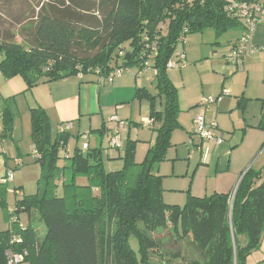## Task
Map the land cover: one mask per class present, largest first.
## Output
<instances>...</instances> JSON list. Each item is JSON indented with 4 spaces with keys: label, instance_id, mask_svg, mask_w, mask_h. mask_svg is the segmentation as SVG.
Instances as JSON below:
<instances>
[{
    "label": "trees",
    "instance_id": "obj_1",
    "mask_svg": "<svg viewBox=\"0 0 264 264\" xmlns=\"http://www.w3.org/2000/svg\"><path fill=\"white\" fill-rule=\"evenodd\" d=\"M230 1L260 4L259 0H63L59 9L54 7L50 14L40 16L29 47L4 38L6 32L0 30V73L5 79L20 76L28 90L41 81L72 76L81 80L94 77L105 85L109 83L102 79L118 70L122 76L132 72L138 77L145 72L144 62L151 59L158 92L154 95L139 88L135 94L136 99L150 103L149 127L157 126L152 130L154 144L143 162L136 163L137 142L128 140L124 168L116 172L105 171L98 150L76 148L70 153V131L52 136L46 111L31 110L32 138L39 154L36 160L42 170L40 190L18 200L16 211L10 213L11 229L0 232V264H6L4 254L9 249L26 252L29 264H152L151 255L159 245L147 233L166 229L169 224L179 239L192 238V246L201 253V261L189 264H247L264 233L263 172L250 169L234 193L189 196L183 207L164 203L163 177L157 174L173 146L174 130L181 128L178 92L168 63L179 61L176 54L185 55L179 64L186 62L185 51L177 49L189 35L209 29L225 34L237 22L246 26L238 15L225 11ZM124 43L130 44L131 51L123 49ZM157 100L163 108L160 111ZM6 131L11 128L0 132ZM68 152L71 157L66 159ZM61 153L70 161L64 169L58 165ZM63 170L70 171L71 180L64 183V196L59 197L55 180L63 176ZM80 178L88 183L79 185ZM9 189L8 183H0V205ZM20 212L29 218L38 213L46 230L43 240L32 226L24 228L14 218ZM113 224L117 225L115 231ZM242 237L247 241L243 243ZM132 238L138 240L137 251L131 246Z\"/></svg>",
    "mask_w": 264,
    "mask_h": 264
},
{
    "label": "rangeland",
    "instance_id": "obj_2",
    "mask_svg": "<svg viewBox=\"0 0 264 264\" xmlns=\"http://www.w3.org/2000/svg\"><path fill=\"white\" fill-rule=\"evenodd\" d=\"M62 1L63 0H19L15 6L14 4L16 1L0 0L1 33L3 34L6 32L4 38H7V36L9 38L11 37L13 42L23 45L24 47H29L30 44H33V33L39 23L40 16L50 14L51 9L54 7L59 9L62 5ZM82 1L87 3L86 1L88 0ZM67 3L68 2L65 3V7H69ZM90 3L88 2V4ZM6 4H8L9 7H7ZM84 17L87 18L89 16L84 15ZM234 31L235 29H232L227 34H221L219 44L210 46L206 45L205 51L212 52L220 49L221 53H224L226 50L225 47L229 44V42H231L228 37L233 35ZM212 32L214 33L213 30L209 29L202 34L189 35L187 41L190 38L195 37V39H203L204 43L208 44L209 35L212 34ZM187 41L185 44L179 45L177 52L185 50L187 53L190 49L192 50L193 47L191 42ZM123 49L131 51L130 44L124 43ZM115 55H117V51ZM206 61H208V57L207 60H204L198 68L200 74L203 75V78L201 79L198 73L193 72L191 81H188L189 85L182 89L180 93L178 91V96L183 101L184 98L191 94V88L193 86H198L201 84V80L208 79V68L205 64ZM188 65V62L187 64L184 62V66L181 69L185 68V66L191 67ZM132 68L139 70V68L136 67ZM125 74L131 75L129 73ZM169 76L172 83L175 85L174 87L178 90L180 84L174 83L173 81L174 79L179 80L181 78V72L172 70ZM1 79H3V82H7V79H5L0 73V80ZM17 79L21 81V83H24L21 77H18ZM8 81L10 80L8 79ZM137 84L140 85L141 88H146L154 95H157L158 93L155 88L156 78L152 71L140 74L137 78ZM11 101L12 102L9 104V110L11 112L7 113L4 111L5 107L1 109L3 102L0 101V128H11V131L0 132V153H4V148L7 150V154H2V156L3 159L7 161V168L9 169H15V159L20 158L23 163L14 171V182L8 184V187L13 190L14 194L5 193L3 203L0 205V232H6L11 229L12 222L10 219V213L16 211L15 207L17 201L21 200L24 196L36 195L40 190L39 184L42 178L41 163L37 162V160L33 157L36 149L32 138L31 117L29 115V111L26 109L25 98L23 95H19L15 98V100ZM139 101L141 102L135 103L134 111H132V107L129 103L118 105V107H112L113 109L121 108V112H118V117L115 118H119L122 121L128 120L129 122H133L136 126L132 125V129L135 128L139 131L138 135L130 132V139L127 138V133H123L121 149H111L106 136H103L101 139L99 138L98 143L96 138L98 136L97 133L93 134L95 135V138H89V146L91 144L92 150H98V152L100 151L102 153V162L106 172H116L124 168L123 160L126 154L128 140L137 141L138 149L136 151L135 162L142 163L145 158L146 153L144 152L143 147L144 145H148L150 143L153 133L148 128L142 126V118L148 116L150 113V103L148 100ZM156 104L159 106L161 101L157 100ZM109 112V108L104 110L103 114L106 115L105 120L112 117L107 115ZM186 112L183 113L179 122L184 123L189 128L192 113L190 111H188V113ZM187 114L189 115V118L187 117ZM4 118L6 120H4ZM84 121L88 122V119H85ZM7 123L9 124V127H5ZM82 127L83 125L81 124V128ZM50 128L52 136H55L59 131L55 122H51ZM98 128H101V125ZM79 129L80 125L77 123L75 130L70 131L71 138L68 145L70 148L72 146L73 151L75 148L81 149L83 143L87 142L83 138H80L81 140L79 139V141H77L76 137ZM238 130L239 129L234 127H231L229 131L224 130V146L226 147L227 152H229V155L225 158L223 157L221 159V163L219 162V165L215 169L209 171L207 161L208 157L211 155L210 152L212 154L214 151L217 152L221 146L216 147L217 151L214 149L213 152V147H211L210 152L208 150V154L205 156L201 154V157L204 158L205 161L200 159L199 154H195L192 159H189L190 147L188 145V133L182 128H176L171 139L173 146L167 151V159L157 169V174L163 177L162 185L164 189V203L167 205L183 207L189 196L204 198L206 196H211L215 192L227 194L229 193L228 190H231V185L234 179L237 178L242 170L244 163L246 164V167L243 172H245V170L247 172L250 169L258 171L264 164V151L260 152L261 144L256 143L255 138L253 136H249L250 134H244L241 129L240 131ZM87 133L89 132H84L82 134ZM236 138H238V140H236ZM232 144L234 145L233 147ZM95 146L101 147L96 149ZM60 157L61 159L58 164L61 169H64L70 161L64 160L62 153L60 154ZM64 171L66 170H63V172ZM5 177L6 175L2 177V182L7 184ZM66 182L67 179L62 175L60 178L55 180L56 185L54 188L57 189V195L59 197L64 196L63 189L64 183ZM87 183V180L80 179L78 181V184L82 186ZM235 184L232 186L234 187ZM14 218H18V222L25 228L32 226L37 231L39 238L43 240L46 230L38 218L37 212H34L30 218L27 213L20 212L15 215ZM111 229L112 231H115L117 229V225L113 224ZM139 229L140 231H144L145 227L140 225ZM12 231L15 230L12 228ZM173 231V227L169 224L166 229H159L154 233H147L148 237L159 245V249L154 250V253L151 255L152 264H168V262L170 264H189L192 261H201V253L192 246V238L179 239V237L174 233L175 231ZM241 241L244 243L247 239L242 237ZM130 243L132 248L137 251L138 240L132 238L130 239ZM176 254L179 255V258L173 259L172 257ZM22 264L29 263L25 262ZM247 264H264V233L259 247L250 255Z\"/></svg>",
    "mask_w": 264,
    "mask_h": 264
},
{
    "label": "crops",
    "instance_id": "obj_3",
    "mask_svg": "<svg viewBox=\"0 0 264 264\" xmlns=\"http://www.w3.org/2000/svg\"><path fill=\"white\" fill-rule=\"evenodd\" d=\"M13 1H16L14 4L16 6L19 0ZM6 6L9 7L8 4H6ZM232 29H235V31L233 35L228 37L231 42L225 47L226 50L224 53H221L220 49L212 52L205 51L206 45L219 44L221 35L213 29L211 30H213L214 33L212 32V34L209 35L208 44L204 43L203 39H195V37L187 41L191 42L193 47L189 52H184L187 57L186 64L188 62V66L191 67L185 66V68L177 70L181 72V78L179 80L174 79L173 81L174 83L180 84L178 90L176 88L177 92L179 91L180 93L182 89L189 85L188 81H191L193 72L198 73L201 79L203 78L198 68L204 60H207V57L208 61H206L205 64L208 68V79L201 80V84L198 86H193L191 88V94L184 98V101L178 96L180 109L178 119H180L186 111V113H188V111L192 113L189 128L184 123L179 122L181 128L188 133L189 139L194 129L193 125L195 118L204 111L200 106L202 99L221 96L224 90H228L230 92L229 95L227 97L223 96L221 103L212 105L209 110L206 111V120L218 126L217 132H224V130L229 131L231 127H234L239 129L238 131L241 129L244 134H250L249 136H253L256 143L261 144L260 152H262L264 151V129L262 128L264 125V17L258 22L255 28L254 43L257 50L245 59V65L242 71H238L232 65L228 64L225 56L229 48L244 35L247 31V27L242 22H237ZM170 73L171 71L169 74ZM18 77L20 76L14 77L12 80L9 79L10 81L7 79V82H3V79L0 80V101L3 102L1 109L3 107H5V110L6 108L10 109L9 104L12 102L11 100H15L19 95H23L26 109L29 111L30 117L31 110L41 108L48 114L50 122L56 123L59 131L64 123L73 124V130H75L76 124L78 123L80 129L77 133V141H79L83 135L82 133L89 132L91 134L90 138H95V135H93L94 133L98 134L96 137L97 143L99 142V138L101 139L103 136H106L108 143H110V140L116 135V130H119L117 121H122L119 118H115L118 117L117 113L121 112V108L113 109L112 107H118V105L129 103L132 107V111H134L135 103L141 102L135 98L136 90L141 88L140 85L137 84L138 77H134L132 74H124L112 85H100L95 81L94 77L90 76L85 80L72 76L56 81H41L29 90L27 89L24 79L22 78L24 83H21V81L17 79ZM108 108L110 112L107 115L112 117L105 120L106 115H104L103 112ZM157 109L160 111L163 108L162 106H158ZM187 117L189 118L188 114ZM113 118L116 119V121L112 120ZM85 119H88V122H85ZM142 121L143 124L152 121L150 119V113L148 116L143 117ZM122 122H126L125 124H128V127L124 130H119L121 132V142L123 133H127V138H130L131 133L138 135V129L133 128V130L131 127L135 125L133 122H129L128 120ZM81 124L83 125L82 128ZM100 125L101 128H98ZM154 126L152 128L145 127L152 131L154 128H157V126ZM152 133L150 143L143 147L145 153L148 148L154 144L156 139L155 133L153 131ZM110 136L113 137L111 138ZM236 140H238V138H236ZM233 146L232 144V147ZM99 147L101 146H95L96 149ZM201 147L204 150H209V152L211 147H213L212 152L214 149L217 151L215 144L206 141L201 144ZM90 148L92 149L91 144ZM68 150L70 153L74 152L72 146L70 148L69 145ZM3 151L4 153H0V183L6 171L10 170L7 168V161L4 160L2 156V154H7V150L4 148ZM197 154L200 155L201 160H204V158L201 157V153ZM210 154L207 161L209 171L215 169L219 165V162L221 163V159L229 155V152H227L223 144L217 152L214 151L213 154L210 152ZM16 160L22 162L20 158L15 159V161ZM67 167H69V164L65 166V168ZM245 167L246 164L244 163L242 170L232 183V185H234L237 180L235 186L233 187L231 185V190H228L229 192L233 191L234 193L236 190L241 177L246 173V170L243 172ZM258 171H262L264 176V164ZM63 176L67 179V182L71 180V173L69 170L64 171ZM80 179L86 180L84 178ZM38 218L40 219L39 215ZM21 226L23 225L21 224Z\"/></svg>",
    "mask_w": 264,
    "mask_h": 264
},
{
    "label": "built area",
    "instance_id": "obj_4",
    "mask_svg": "<svg viewBox=\"0 0 264 264\" xmlns=\"http://www.w3.org/2000/svg\"><path fill=\"white\" fill-rule=\"evenodd\" d=\"M260 4L258 5H247V4H239L236 2L230 1V4L226 6L225 11L229 14H236L238 15L239 18L243 19L244 22L246 23L247 31L244 33V35L239 39V41L236 43V45L231 46L225 56L226 61L228 64L232 65L236 70L242 71L245 65V59L250 56L252 53H255L257 48L254 43V33H255V28L258 22L264 17V0H259L258 1ZM184 38H181V42L183 41L184 43ZM152 50L155 49V44L151 48ZM123 54V53H121ZM176 58L179 59L177 60H172L170 63H168V68L169 70H179L184 66V63L179 64L182 60H185V55L184 54H176ZM152 60L149 59L146 62H144V71H148L150 69L153 70V73L156 74V71L152 67ZM123 74L122 70H118L117 72L112 73L109 77L103 78L102 81L103 83H109L113 84L114 80L116 78L121 77ZM135 75V73H133ZM228 90H224L222 92L221 96L218 97H209V98H203L201 107L204 109L196 118L194 121V129H193V134L191 135L189 139V147H190V153H189V158L191 159L195 154L201 153L202 155H207L208 150H204L201 147V144L206 141L209 143L215 144L216 147H219L224 144V134L222 132H217L218 126L215 123L208 122L206 120V111L209 110V108L214 105V104H219L223 100V96H228L229 95ZM115 120L116 119H112ZM145 123V122H144ZM117 124L120 129H125L126 124L125 122L122 121H117ZM152 125V121L146 122L144 126L149 127ZM73 130V125L70 123H66L62 125L60 128V132H65V131H72ZM116 130V135L110 140L109 146L112 149H120L121 148V140H120V131ZM1 131V129H0ZM91 137L90 133L83 134L81 136V139L83 138L85 143L82 145V151L86 152L89 150V138ZM34 159L39 158L38 152L35 150L33 154ZM66 159H69L71 157L70 153L68 152L65 155ZM22 162L20 160L15 161L16 168L21 166ZM15 168V169H16ZM15 169H10L9 171L6 172V177L5 180L8 184L14 182V171ZM9 194H14L12 189H9ZM18 239V238H16ZM5 259H6V264H22L25 263V259L27 256V253H14L10 249L5 251Z\"/></svg>",
    "mask_w": 264,
    "mask_h": 264
}]
</instances>
